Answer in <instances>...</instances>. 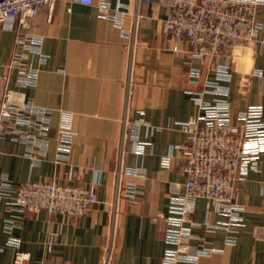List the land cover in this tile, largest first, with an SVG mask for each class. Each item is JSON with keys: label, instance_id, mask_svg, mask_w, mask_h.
I'll return each mask as SVG.
<instances>
[{"label": "crops", "instance_id": "1", "mask_svg": "<svg viewBox=\"0 0 264 264\" xmlns=\"http://www.w3.org/2000/svg\"><path fill=\"white\" fill-rule=\"evenodd\" d=\"M102 1L57 2L52 13L40 9L29 32L43 37L42 53L31 52L24 40L17 44L16 22L0 25V101L8 86L33 122L19 125L21 133L9 130L0 144V174L15 187L46 178L65 185L98 182L100 200L83 216L19 212L0 202V264H10L17 250L30 254L27 264H102L111 242V264H164L168 223L158 214L168 212L172 186L186 179L182 147L188 138L179 123L199 115L193 91L204 88L191 83L190 73L200 68L203 80L213 59L195 56L185 38L165 32L169 0H108L128 6L122 27L100 14ZM257 17L264 21V5ZM15 48L23 66L37 68L36 83L25 82L20 68L8 72ZM233 55L230 101L232 120L240 124L250 104L264 108V78L254 73L264 69V53L254 45L237 47ZM67 115L75 134L64 149L59 130ZM242 171L233 194L244 206L235 243L228 242V230L206 226L208 218L216 223L226 216H208L206 198L193 203L191 220L201 226L193 228L192 243L214 249L198 264H264V238L254 234L264 230V152ZM118 187L112 237L109 211ZM9 219L15 222L10 230ZM11 236L19 238V248L9 244Z\"/></svg>", "mask_w": 264, "mask_h": 264}, {"label": "built area", "instance_id": "2", "mask_svg": "<svg viewBox=\"0 0 264 264\" xmlns=\"http://www.w3.org/2000/svg\"><path fill=\"white\" fill-rule=\"evenodd\" d=\"M57 2L96 3L95 0H0V25L12 27L16 22L17 44L24 40L31 52L42 53L43 37L29 31L39 10L47 8L52 13ZM263 5L264 0H169L165 32L176 39L185 38L192 54L201 59L211 57L213 65L203 80L200 68L193 67L190 73L191 83L202 82L204 88L193 91L199 115L179 123L188 138L182 147V171L186 179L182 184L172 186L168 212L158 214L168 223L166 240L169 246L163 255L164 264H198L201 256L213 252L214 249L205 242L192 243L195 237L193 228L201 226L191 220L193 203L198 198L209 200L208 216L216 211L227 217L216 223L208 218L206 226L228 230V242L235 243L233 233L242 223L240 212L244 210L233 196L235 183L243 177V165L249 162L256 164L260 153L264 152V108L261 104H250L241 116V123L235 124L229 83L232 80L233 52L237 47L257 45L259 52L264 53V21L257 17ZM98 8L102 16L122 27L125 9L128 8L124 2L113 7L110 1L105 0L98 3ZM21 32L25 35L20 36ZM123 34L129 36L125 30ZM6 67L9 73L20 68L21 77L27 83L37 81V68L23 66L22 55L17 48ZM254 73L260 79L264 78V69H256ZM5 77L8 79L9 76ZM16 94L7 86L0 101V144L7 141L9 130L21 133L19 125L33 124L30 118L22 115L21 111L27 105L18 103ZM207 95L212 98L206 99ZM42 127L47 128L45 125ZM74 134L67 115L59 130L62 148H69ZM165 164H168V158ZM127 171L137 173L135 168ZM97 183L65 185L46 178L26 181L15 187L6 174H0V202L6 201L12 210L19 212L43 210L51 214L83 216L100 202ZM119 193L118 187L109 211L112 237L117 227ZM14 225L13 219L7 220L9 230ZM254 234L264 238V230L260 228H255ZM8 242L19 248V238L11 236ZM113 248L111 242L102 264H111ZM29 257L28 252L17 250L10 264H27Z\"/></svg>", "mask_w": 264, "mask_h": 264}]
</instances>
